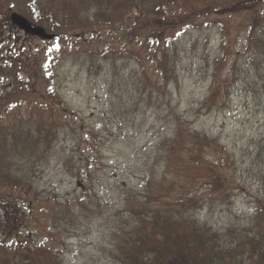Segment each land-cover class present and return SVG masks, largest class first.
I'll use <instances>...</instances> for the list:
<instances>
[{"label":"rangeland","instance_id":"obj_1","mask_svg":"<svg viewBox=\"0 0 264 264\" xmlns=\"http://www.w3.org/2000/svg\"><path fill=\"white\" fill-rule=\"evenodd\" d=\"M30 1L0 0V122L28 118L42 101L54 106L62 127L34 182L35 204L44 199L74 206L87 181L97 207L80 229L77 221L58 230L41 207L9 215L21 205L10 194L0 207V241L14 245L19 237L10 230L21 226V235L31 233L30 242L59 253L60 264L111 263L112 215L128 187L140 194L143 156L172 134L177 116L185 128L209 135V158L221 161L228 177L224 199L204 203L195 210L197 217L216 229L254 222L264 207V41L258 38L257 13L209 16L202 12L208 2L187 0L168 14L157 5L161 0H139V19L153 23H139L121 40L100 28L97 33L70 25L51 29L34 20ZM218 1L231 7L248 0ZM86 8L79 9L82 17ZM13 12L44 26L54 38L45 40L13 25ZM146 31V51L124 49V41ZM165 45L172 70L166 77L156 73ZM104 50L121 51L120 58L102 57ZM88 52L99 55L88 59ZM127 53L141 57L145 66L151 59L147 76L159 83L151 98L141 95L145 76L138 58ZM80 164L89 166L92 179L78 177Z\"/></svg>","mask_w":264,"mask_h":264},{"label":"trees","instance_id":"obj_2","mask_svg":"<svg viewBox=\"0 0 264 264\" xmlns=\"http://www.w3.org/2000/svg\"><path fill=\"white\" fill-rule=\"evenodd\" d=\"M186 1L161 0L157 5L169 14ZM205 2L208 4H204L202 12L209 16L227 12L257 13L261 20L258 38L264 41V0L239 1L231 7L218 0ZM84 7H87L86 16L82 17L79 9ZM137 7H140L139 0H31L29 12L34 20L56 31L66 25L91 33L99 32L100 28L123 40L139 23L147 26L153 23L139 19ZM147 37V31L138 34L136 40L124 41L123 47L127 51L138 47L146 51ZM119 52L99 53L115 59ZM162 52L156 73L166 77L170 72L172 76L169 46L165 45ZM124 54L125 51L121 55ZM96 55L99 54L88 52L87 58L94 60ZM136 58L145 76L140 78L144 81L141 95L147 94L145 98L149 99L159 83L148 79L147 66L151 59L145 66L141 57ZM58 114L54 106L42 101L28 118L0 122V193L3 195L0 207L7 204V198L13 194L11 201L21 205L11 208L9 215L12 211L20 213L21 209L33 212L36 206L41 207L52 228L59 230L63 225L68 227L78 221L80 229L82 219L88 212L94 214L97 207L88 196L87 181L74 206L69 201L44 199H38L35 204L33 197L38 194L34 187L37 175L47 166L59 137L62 125ZM176 120L172 134L159 139L154 153L143 156L140 194L134 195L133 187H128V195L112 215L115 227L109 264H264V207L256 211L254 222L247 227L229 225L216 229L195 214L204 203L224 199L226 191L223 189L228 177L222 162L209 158V135L185 128L179 116ZM78 177L82 181L92 179L89 166L78 165ZM261 178L264 183V175ZM20 229L21 226L14 225L10 230V235L19 237L14 245L0 241V264H60L59 253L30 242L31 233L23 236Z\"/></svg>","mask_w":264,"mask_h":264},{"label":"water","instance_id":"obj_3","mask_svg":"<svg viewBox=\"0 0 264 264\" xmlns=\"http://www.w3.org/2000/svg\"><path fill=\"white\" fill-rule=\"evenodd\" d=\"M11 20L14 24L18 25L20 28L28 32H33L44 38H48V39L52 38V35L49 34L43 26L36 25L30 22L25 16L19 13H13L11 15Z\"/></svg>","mask_w":264,"mask_h":264}]
</instances>
